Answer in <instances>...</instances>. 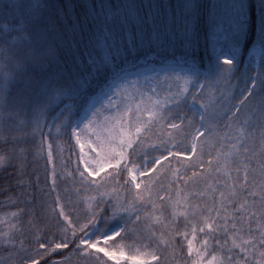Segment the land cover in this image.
<instances>
[{"label": "snow or ice", "instance_id": "1", "mask_svg": "<svg viewBox=\"0 0 264 264\" xmlns=\"http://www.w3.org/2000/svg\"><path fill=\"white\" fill-rule=\"evenodd\" d=\"M0 264H264V0H0Z\"/></svg>", "mask_w": 264, "mask_h": 264}]
</instances>
